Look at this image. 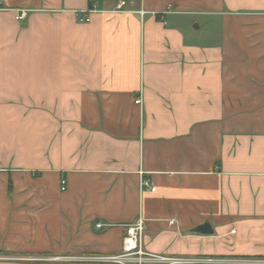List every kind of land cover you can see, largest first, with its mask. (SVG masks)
Segmentation results:
<instances>
[{"label": "crops", "instance_id": "1", "mask_svg": "<svg viewBox=\"0 0 264 264\" xmlns=\"http://www.w3.org/2000/svg\"><path fill=\"white\" fill-rule=\"evenodd\" d=\"M0 1V264L264 261V0Z\"/></svg>", "mask_w": 264, "mask_h": 264}, {"label": "built area", "instance_id": "2", "mask_svg": "<svg viewBox=\"0 0 264 264\" xmlns=\"http://www.w3.org/2000/svg\"><path fill=\"white\" fill-rule=\"evenodd\" d=\"M126 5V1L122 0L118 6V11L122 10ZM4 8L0 1V11ZM96 11V8H92L86 11L76 12V19L80 23H86L89 21V14ZM28 11H17L16 20L23 21L27 18ZM137 105H142V99L139 98L136 101ZM144 173L141 172L142 180L140 182L141 190H149L155 193L156 189L153 182L150 179L143 177ZM66 182H62V191L66 190ZM170 224H176L175 220H170ZM102 225H99L101 227ZM146 230V219L143 215H139L134 223L126 226L125 235L122 241V251L118 255L114 256H94V257H67V258H55V260L65 261H77L85 263L96 264H219L216 260L203 259V258H188L178 256H168L149 253L143 248V237ZM245 264H264V261H249Z\"/></svg>", "mask_w": 264, "mask_h": 264}, {"label": "water", "instance_id": "3", "mask_svg": "<svg viewBox=\"0 0 264 264\" xmlns=\"http://www.w3.org/2000/svg\"><path fill=\"white\" fill-rule=\"evenodd\" d=\"M196 232H200V233H203V234H211L213 231H212L210 225L205 224L202 227L198 228L196 230Z\"/></svg>", "mask_w": 264, "mask_h": 264}]
</instances>
